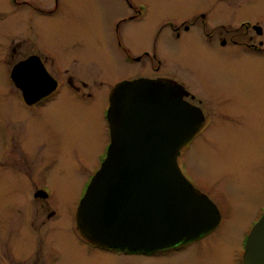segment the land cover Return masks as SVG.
Masks as SVG:
<instances>
[{"label": "rangeland", "instance_id": "rangeland-1", "mask_svg": "<svg viewBox=\"0 0 264 264\" xmlns=\"http://www.w3.org/2000/svg\"><path fill=\"white\" fill-rule=\"evenodd\" d=\"M83 1L79 2L80 19L73 28L76 31L73 39L68 41L72 33L47 27L45 31L42 29L41 45H44V42L54 48L68 45L61 60L67 64L66 70H71L79 76L92 77L98 74L112 82L114 78L129 77L128 74L134 75L135 66L123 63L118 56L114 14L117 12L116 5L119 6L120 1ZM86 1H89L91 5L92 12L89 16L91 20L83 23L85 19L82 16V7ZM137 1L143 3L146 13L136 25L121 29L122 42L132 51L147 49L151 52L155 48L160 60L159 70L155 73L169 74L184 84L186 82L197 93L196 99L203 98L202 94L224 96L228 93L237 99L239 108L244 113L243 116V113L236 109L238 106L232 99L233 102L230 101L229 105L234 109L233 116L230 114L231 118H229L230 115L223 118L217 110V101L209 96L208 103L213 111L211 128L196 139L191 148L184 147L178 157V165L184 176L191 179L214 203L223 206L228 219L226 222L228 227H225L228 228L230 239H235V246H238L242 228L248 221L255 219L264 201V99H262L264 98V57L246 56L244 62H233L240 66L242 63H248L250 66L254 65L256 70H262V78L260 77L255 83L258 87L254 86V89L257 88L260 92L257 93L259 99H247L240 87H244L245 80L249 82V89H252L253 77L249 79V76H246L244 80L236 76L232 77L224 70L225 68H222L225 61L220 56L218 58L216 55L199 52V49L206 45L199 46L198 33L184 32L177 37L171 32V28L166 27L161 30V26L167 20L174 21L171 18L177 19L184 14H191L195 9L208 6L213 0ZM253 3L252 10L245 14L255 15L258 10L264 8V0H254ZM2 13H6L5 8L0 10V14ZM219 13H222L220 16L225 20L238 18L242 14L239 10L230 15L222 9L215 10V15ZM7 32L6 24H1V57L3 50L9 47ZM88 32H92V35H88ZM213 49L212 52H218L215 48ZM4 55H6L5 51ZM4 55L2 58L6 57ZM72 58L75 62L70 60ZM142 66L144 75L152 73L147 61ZM154 67H156L155 62ZM199 90L202 93L200 95ZM95 91L96 88H93V92ZM60 96H62L60 99L44 108L45 113L32 115L19 101L18 92L8 85L6 69L0 67V149H8L13 144L12 150L4 158L0 157V193L7 189L5 193L12 194L13 199L17 198L18 195L14 193L16 187L25 180L26 190L19 196L25 201L29 191L31 197L36 171L43 169L51 160H56L58 167H55L54 172L61 174V177L64 173L65 176L73 174L71 178L77 183V192L81 199L89 173L97 168L96 157L100 150L99 147L96 150L83 148L86 146V138L83 136L96 128L101 144L106 141L101 114L102 107L106 103L102 99V94L96 102L90 101L86 104H79L77 99L65 93V90ZM64 101L67 102L66 106L57 104L58 102L64 104ZM95 105L98 108L93 111ZM52 182L49 183L52 184ZM74 191L75 189L72 190V188L68 190L67 196L72 195ZM63 194L64 192L60 191L58 196ZM57 201L65 209L66 201L59 197ZM29 208L25 216L27 219L24 218L21 221L23 216H16L21 229L15 228V225L12 227L17 233L25 235V238L21 235L22 238L16 241L19 244L23 241L31 260L36 257L38 248L45 246L49 239L56 238L58 242L63 236L68 240V245H76L68 232H62L68 226L69 217L56 221L49 218L45 208L40 205L34 204V209L30 205ZM5 218L6 216L1 214L0 229ZM11 222L12 220H7L4 224L3 236L10 233ZM38 236L41 237L39 241ZM214 237L211 236L207 239L208 241L206 240L208 250L195 249L196 251L178 254L173 258L162 259L146 255L119 258L112 254L94 252L91 254V259H87L85 257L88 253L79 244L76 251L81 262L85 259L83 261L85 264H235L230 261L228 240L222 244L217 240L212 241ZM211 242L213 246L209 248ZM14 249L18 251L19 246L15 245Z\"/></svg>", "mask_w": 264, "mask_h": 264}, {"label": "flooded vegetation", "instance_id": "flooded-vegetation-1", "mask_svg": "<svg viewBox=\"0 0 264 264\" xmlns=\"http://www.w3.org/2000/svg\"><path fill=\"white\" fill-rule=\"evenodd\" d=\"M119 1L120 5H116L117 12L114 14L116 17L114 22V32L116 36V44L118 46V56L122 59L123 63L129 66H135L136 71L134 72V75L128 74L129 77L114 78L111 82L110 79L103 77V75H94L98 77L79 76L71 70H66L67 64H64L61 58L68 45L64 44L62 48H54L45 44V42L44 45H41L43 42L42 29L45 31L47 27L72 33L68 41L73 39L74 34L76 33L73 28L80 19L78 16L80 0H0V10H3L4 8L6 9V13L0 14V25L6 24L8 29L6 38L9 39L7 44L9 46L8 49H4L1 53L3 57L5 51L6 55L4 56L6 57L2 58L0 56V67L6 69L8 85H11L18 92L19 101H21L26 111L28 110L32 115L45 113L44 108L53 101L60 99L62 97L60 95H62L64 90L65 93H68L72 95L74 99H77L79 104H86L90 101L96 102V99L100 98V94H102L104 103L107 104L102 107L101 113L102 119L104 120L106 141L101 144L99 134L96 133V128H93L89 133L87 132L83 136L86 138V146L83 148H93L95 150L98 149V147L100 148L96 157L97 168L92 173H89V176L85 181L84 190L103 161L110 143L106 113L109 106L110 92L118 83L138 79H148L155 80L166 86H170L171 82H175L182 86L187 92V95L184 96L183 99L199 109L203 120L200 130L185 148H191L194 141L205 134L213 124V111L211 105L208 103V98L210 99L209 96L213 97L211 99L217 101V110L223 118L230 114L233 116L234 113V109L229 105V102H233L232 99L234 98L228 93L224 96H213L212 94L203 95L199 90V95L202 94L201 96L204 97L196 99L198 96L197 93L193 91V88H190L186 82L184 84L174 79L169 74L163 75L157 74L158 72L155 73L159 70L160 64V60L158 59L159 53L155 48L154 51L151 52L147 49H137L136 51H132L128 48L125 43L122 42L120 35L121 29L125 26L128 27L139 23L146 13V7L141 1L137 0ZM222 1L223 0H213L208 6L195 9L191 14H184L177 19H174L173 17L171 20L174 21L167 20L161 26V30L166 27L171 28V32L177 37L184 32L198 33L199 46L202 47L204 44L206 45L204 48H200L199 52L216 55L218 58L220 56V58L225 61V64H222L224 65L222 68H225L224 70L232 77L236 76L242 80H244L246 76H249V79L253 77L254 85L251 84L252 89H249V82L245 80L244 87L240 88L246 94L245 97L247 99H259L257 93L260 92L257 88L254 89V86L256 87L257 85L255 83L259 81L260 77L262 78V70H256L254 65L250 66L248 63H242V66H240L233 62H244L246 56L251 58L255 56L264 57V8L258 10L255 15L252 13L245 14L247 11L252 10L254 0ZM82 2L84 1L82 0ZM221 9L226 11V14L228 15L237 10L242 14L238 18L225 20L220 16L222 13L215 15V10L219 11ZM91 12L92 9L90 2L86 1L84 7H82V16L85 19L83 23H88V20H91L89 17L91 16ZM226 14L223 13L224 16H227ZM160 32L158 33V36ZM87 34L92 35V32H88ZM213 48L218 52H212L214 50ZM70 60L75 62L74 58ZM146 61L149 63L152 72L149 75L143 74L144 67L142 65L146 64ZM154 62L156 63V67H154ZM17 84L28 88L30 94L28 99L30 102L34 100L33 102L28 103L24 100L25 98ZM93 88H96L95 92H93ZM234 101L239 108L237 99H234ZM57 104L66 106L67 102L64 101V104L63 102H58ZM97 108L98 106L95 105L93 111H96ZM238 108L236 109L240 110V108ZM231 115L229 118H231ZM12 148L13 144L9 146L8 149H0V157L4 158ZM57 163L56 160H51L43 169L40 168L36 171L31 197L29 191L27 193L28 198L25 201L19 198V196H21L20 193H23V191L26 190V187H24L25 180L22 181L23 183L20 182V185L16 187L14 193L18 195L17 198L13 199L12 194L9 192L5 193L7 189L0 193V203L2 202L0 216L1 214L6 216L0 229V264H85L83 263L85 259L81 262L80 258L77 256L76 248L78 247V244L88 253V256L85 257L87 259H91V254L94 252L112 254L119 258L139 257L140 255L162 259L173 258L178 254H185L192 250L202 251L203 248L208 250V248H206L208 247V242H206V240L211 236H215L212 241L217 240L222 244L228 240L227 245L230 250V261L235 264H243L242 257L246 238L252 227L264 212L263 201L261 210L257 212L255 219L253 221H248L242 228L238 239V246H235V239H230L231 236L228 232V228L226 229L225 227H228V225H226L228 219L224 213L225 210L223 206H218L214 203L195 183L192 182L191 179L185 176L196 190L207 196L208 199L213 202L218 210L220 221L214 230L203 238L187 245L148 254L130 252L123 249L102 248L87 242L81 237L76 223V211L80 200L77 192V183L75 179L71 178L74 176L73 174L72 176H65L64 173V177H61V174L55 173L54 169L55 167H58ZM48 181L53 182L50 184ZM71 188L72 190L75 189V191L72 192V195L67 196V191ZM60 191L64 192V194L58 196ZM57 197L66 201L65 209L62 207L61 203L57 201ZM34 204L45 208V211L48 214L47 216L53 220L57 221L64 217H69L68 226L62 230V232H68L76 245H68V240L63 236L58 242L56 241V238L49 239L45 246H40L41 244L39 245L40 248L37 250L36 257L31 260V256H29L30 254H28V249L24 246L23 241L20 244L16 241V239L22 238V236L25 238V235H22L23 233H17L15 229L13 230L12 225H15V228L17 229H21L16 216L22 215L23 217L21 221H23V219L26 218V213L30 210L29 206L31 205V208L34 209ZM7 220H12L11 228L9 227L11 231L7 236H3L2 232L5 229L4 224L7 223ZM37 240H41V237L38 236ZM15 245L16 247L17 245L19 246L18 251L14 249ZM212 246L211 242L209 248Z\"/></svg>", "mask_w": 264, "mask_h": 264}, {"label": "water", "instance_id": "water-1", "mask_svg": "<svg viewBox=\"0 0 264 264\" xmlns=\"http://www.w3.org/2000/svg\"><path fill=\"white\" fill-rule=\"evenodd\" d=\"M17 85L24 100L33 102L28 88ZM186 95L175 82L148 79L112 89L106 113L110 143L76 211L87 242L154 253L195 242L218 226L215 205L185 178L177 161L203 121ZM242 262L264 264V212L246 238Z\"/></svg>", "mask_w": 264, "mask_h": 264}]
</instances>
